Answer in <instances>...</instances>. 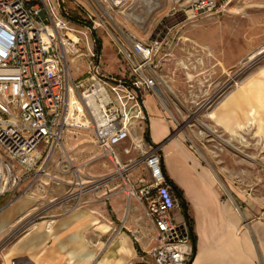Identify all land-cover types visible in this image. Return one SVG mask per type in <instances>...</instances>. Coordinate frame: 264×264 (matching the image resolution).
<instances>
[{"label":"built area","instance_id":"2783aa9c","mask_svg":"<svg viewBox=\"0 0 264 264\" xmlns=\"http://www.w3.org/2000/svg\"><path fill=\"white\" fill-rule=\"evenodd\" d=\"M64 3L0 0V198L27 181L10 202L26 195L40 175L49 176L46 166L56 149L67 157L61 146L68 126V95L83 87L72 78L67 63V57L78 52L79 39L75 41L70 33L87 37L85 31L75 28L84 25L90 32L101 27L115 37L109 28L113 18L103 4L88 8L91 23H82L69 15ZM214 6L215 0H191L180 11L192 19ZM114 42L128 76L103 74L100 51L87 45L90 77L80 91V100L90 110L100 155L115 170L108 178L87 175L80 179L72 165L80 192L66 199H76L73 207L85 192L118 184L116 189L127 201L140 203L150 225L152 245L139 256L138 264H189L193 254L191 218L163 170L160 145L145 139L146 95L165 104L161 63L171 56L170 41L165 33L156 31L145 41L127 34ZM60 165L58 170L67 172ZM138 165L145 173L131 180L127 175Z\"/></svg>","mask_w":264,"mask_h":264},{"label":"rangeland","instance_id":"374dc122","mask_svg":"<svg viewBox=\"0 0 264 264\" xmlns=\"http://www.w3.org/2000/svg\"><path fill=\"white\" fill-rule=\"evenodd\" d=\"M49 1L55 3V0ZM190 1L123 0L115 6L111 0H65L66 11L82 23H91L88 8L90 11L99 7L100 3L103 4L113 18L114 25L109 28L115 37L108 35L101 27L90 32L84 25H74L85 31L87 37L77 34L78 52L67 57L72 78L83 85L79 93H73L70 99L68 126L61 147L67 157L60 149H56L46 166L51 177L40 175L29 192L21 196L26 197L35 209L0 240V262L2 256H6L8 246L27 224L48 218L74 204L76 199L66 198L72 194L79 196L81 185L75 184L72 165L80 172L81 179L87 178V175L108 178L115 170L114 165L100 155L94 142L90 110L84 104L83 107L79 98L80 91L90 77L87 45L97 49V43H100V68L103 74L128 76L129 70L123 58L117 54L114 42L115 39L122 40L127 34L141 41L147 40L156 31L166 34L173 54L161 63V72L168 84L164 83L162 91L171 112L178 120L175 128L182 130L187 126L191 142L212 166L223 189L236 186L264 200V128H257V137L252 132L234 142H228L222 137L207 140L205 133L210 131L207 113L220 100L222 92L229 85L237 86L264 64V0H215L211 10L189 19L180 8ZM181 53L185 56L182 57ZM223 58L233 62V66L224 68ZM145 107L149 113L147 104ZM59 162L63 169H68L67 172L61 173L58 170ZM144 173L142 165H138L127 177L134 180ZM26 182L13 194L7 193L0 198V213ZM103 187L107 188L106 185ZM98 190L87 191L80 199L86 195L95 197ZM130 200L137 206V236L148 241L150 225L143 208L136 200ZM122 202L126 211L129 201L123 197Z\"/></svg>","mask_w":264,"mask_h":264},{"label":"crops","instance_id":"0c3cea01","mask_svg":"<svg viewBox=\"0 0 264 264\" xmlns=\"http://www.w3.org/2000/svg\"><path fill=\"white\" fill-rule=\"evenodd\" d=\"M232 66L223 58L224 68ZM144 102L150 142L160 145L163 170L191 218V264H264V200L236 186L224 190L212 166L189 143L187 126L175 128L174 118L178 120L169 102L161 106L151 94ZM207 118V140L234 142L252 132L259 136L257 128H264V64L237 86L229 85ZM109 185L95 197L86 195L73 207L27 224L0 264H138L139 255L152 245L151 229L150 240L137 236L136 203L129 200L125 211L118 184ZM34 209L26 197L11 202L0 213V240Z\"/></svg>","mask_w":264,"mask_h":264},{"label":"bare ground","instance_id":"6f19581e","mask_svg":"<svg viewBox=\"0 0 264 264\" xmlns=\"http://www.w3.org/2000/svg\"><path fill=\"white\" fill-rule=\"evenodd\" d=\"M104 1H106V0H104ZM112 2H113V4L114 5H117V4H120V3H122V1L123 0H111ZM104 10V9H103ZM109 14V13H108ZM109 16L112 18V16H111V14H109ZM70 37H72L75 41H77L79 38H78V36L77 35H75V34H73V33H70ZM73 93L74 94H76V92L75 91H70L69 92V95H68V101H67V106H68V109H67V117H66V120H68V116H69V111H70V99H71V96L73 95ZM77 95V94H76ZM79 98V97H78ZM80 99V98H79ZM81 101V100H80ZM82 105H83V103H82ZM83 107H84V105H83ZM61 147H63V146H61ZM117 173L118 174H121V170L119 169L118 171H117ZM81 179V178H80ZM81 183L83 182H87V181H80Z\"/></svg>","mask_w":264,"mask_h":264},{"label":"trees","instance_id":"16d2710c","mask_svg":"<svg viewBox=\"0 0 264 264\" xmlns=\"http://www.w3.org/2000/svg\"><path fill=\"white\" fill-rule=\"evenodd\" d=\"M95 40L98 41L97 38H95ZM98 42H99V41H98ZM97 50L100 51V43H97ZM145 139L148 140V141L150 142V139H149V136H148L147 131L145 132ZM173 187H174V186H173ZM174 188H175V187H174ZM178 194L180 195L179 192H178ZM181 199H182V198H181ZM181 203H182L183 205H185V202H184L183 199L181 200Z\"/></svg>","mask_w":264,"mask_h":264},{"label":"water","instance_id":"95a60500","mask_svg":"<svg viewBox=\"0 0 264 264\" xmlns=\"http://www.w3.org/2000/svg\"><path fill=\"white\" fill-rule=\"evenodd\" d=\"M189 264H191V260H190V263Z\"/></svg>","mask_w":264,"mask_h":264}]
</instances>
